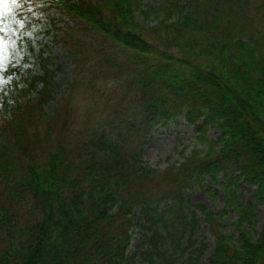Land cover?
Masks as SVG:
<instances>
[{"label": "trees", "instance_id": "obj_1", "mask_svg": "<svg viewBox=\"0 0 264 264\" xmlns=\"http://www.w3.org/2000/svg\"><path fill=\"white\" fill-rule=\"evenodd\" d=\"M29 1L49 27L73 23L54 34L69 45L74 76L56 98L57 63L28 39L33 17L19 6L21 64L8 67L0 91V264H137L127 253L134 227L146 264H197L207 243H195L196 210L216 238L209 264H264V231L255 239L243 227L255 223L256 207L238 194L245 181L264 204V0H160L146 9L141 0ZM136 12L157 23L144 27ZM84 31L81 48L70 37ZM80 92L94 94L95 125L75 111ZM136 107L150 113L143 129L185 116L200 148L156 171L133 147L141 131L127 121ZM206 177L226 183L221 213L183 195ZM230 210L238 238L220 229L217 217Z\"/></svg>", "mask_w": 264, "mask_h": 264}, {"label": "rangeland", "instance_id": "obj_2", "mask_svg": "<svg viewBox=\"0 0 264 264\" xmlns=\"http://www.w3.org/2000/svg\"><path fill=\"white\" fill-rule=\"evenodd\" d=\"M160 0H141L142 8L146 9L150 6H157ZM27 5L26 11L32 14L33 21L30 23L29 28L26 30V36L32 41L34 46L43 50V56L51 57L52 62L49 66L54 68L57 63L56 70V86L55 97L60 98L66 93L74 76L73 54L69 50V45L60 37H56L54 32L60 33L66 28L65 25L73 27V23L66 19L59 21L57 24L58 29L49 27L48 21L39 14L36 9L30 4L29 0H0V18L3 22L0 26V91L4 84L10 78V73L6 70L9 66H17L21 64V52L17 49V34L15 32V18L17 17V9L19 6ZM137 20L146 28L157 23L156 17L152 16L148 19H143L138 12H136ZM158 19H161L159 15ZM66 21V24L64 23ZM56 27V28H57ZM51 28V29H50ZM73 38L77 46L83 48L87 42V34L84 32H73ZM148 37V34L145 33ZM159 50H163L159 48ZM173 57H179L180 53L176 48H171L167 51ZM33 61L28 64L32 67ZM94 94L80 92L74 98L75 111L78 113H86V118L91 125H95L98 121L99 110L91 100ZM101 110V109H100ZM149 112L141 107H136L128 116V124L131 127L139 129L140 135L138 142H134V148L141 153V159L156 171H163L169 164L179 165L183 161L181 150H184V155L189 154L194 148H200L196 137L198 135L197 126L189 123L185 116H180L176 120H162L156 123L148 124L147 128H142L143 122L149 118ZM207 136L214 140L220 139V132L214 125L207 127ZM131 146V145H130ZM132 147V146H131ZM221 148L219 144L217 146ZM224 179L220 178L217 183L210 180L209 177L205 178L203 187L199 185H192L183 190L184 197L188 198L192 203H201L207 210L214 212H223V201L225 186ZM257 188L248 184L245 181H239L238 194L241 200L247 205L256 207V221L252 226L243 227L249 229L252 236L257 239L264 231V204L255 200ZM199 227L196 230L195 237L197 238L196 244L198 245L202 240L207 243V249L197 261V264H209L211 256L215 250L216 238L212 232L210 224L207 222L205 215L196 210ZM133 215H137V210H134ZM238 214L232 210L227 214L217 217L221 224L225 223V227L220 229L226 233L234 234L238 238L239 232L235 229L230 222L235 221ZM225 229V230H224ZM134 233L127 250L129 255L136 256L137 264H146L143 257L147 253L148 248L143 245V235L137 227L133 228Z\"/></svg>", "mask_w": 264, "mask_h": 264}]
</instances>
